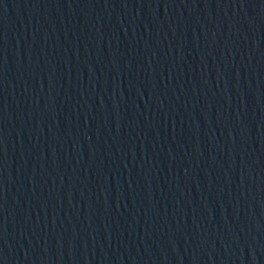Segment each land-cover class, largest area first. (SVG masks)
Listing matches in <instances>:
<instances>
[{"label":"water","instance_id":"water-1","mask_svg":"<svg viewBox=\"0 0 264 264\" xmlns=\"http://www.w3.org/2000/svg\"><path fill=\"white\" fill-rule=\"evenodd\" d=\"M0 264H264V0H0Z\"/></svg>","mask_w":264,"mask_h":264}]
</instances>
